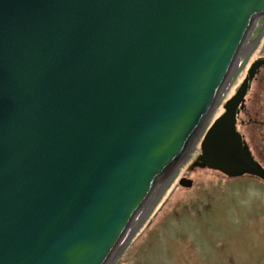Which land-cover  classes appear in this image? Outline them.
<instances>
[{"label": "water", "instance_id": "95a60500", "mask_svg": "<svg viewBox=\"0 0 264 264\" xmlns=\"http://www.w3.org/2000/svg\"><path fill=\"white\" fill-rule=\"evenodd\" d=\"M263 46L264 0H0V264H114L189 160L264 180V59L199 137Z\"/></svg>", "mask_w": 264, "mask_h": 264}, {"label": "rangeland", "instance_id": "374dc122", "mask_svg": "<svg viewBox=\"0 0 264 264\" xmlns=\"http://www.w3.org/2000/svg\"><path fill=\"white\" fill-rule=\"evenodd\" d=\"M260 59L264 46L252 54L232 93L221 97L220 111L207 127ZM263 72L264 67L248 88L239 125L245 135L250 119L257 118L262 130ZM196 162L189 160L184 172L195 175V183L178 185L114 264H264V181L251 175L230 178Z\"/></svg>", "mask_w": 264, "mask_h": 264}, {"label": "flooded vegetation", "instance_id": "af4514ba", "mask_svg": "<svg viewBox=\"0 0 264 264\" xmlns=\"http://www.w3.org/2000/svg\"><path fill=\"white\" fill-rule=\"evenodd\" d=\"M264 67V65L262 67H260L256 73H255V76L256 74H258L259 70L262 69ZM248 74V72H247ZM264 74V72H263ZM261 78H264V75H262ZM251 81H252V78L249 79V86L251 85ZM248 86V88H249ZM248 92V91H247ZM261 99H262V105H261V113H262V119H261V127H262V130L258 128L257 124H258V121H257V118L254 120V119H250V122H249V126L251 125V128L248 129V131L250 130V132L245 135H243V133L240 131L239 129V132L241 133L242 135V138H243V141H244V144L249 148L252 156L254 157V159L259 162L263 167H264V159L262 157H259V156H264V93L261 95ZM245 106V104H244ZM244 106H242L240 109H239V112H238V115H237V121H236V128L238 130V127H239V124H241L239 122V115L241 114L242 110L244 109ZM260 111V109H259ZM257 112L255 111L254 114H256ZM252 134V135H251ZM251 135V136H250ZM259 149V150H258ZM199 151H198V156H199ZM179 169L172 175L173 178L171 180V182L175 179L176 182H178L180 180L181 177H176L177 173H178Z\"/></svg>", "mask_w": 264, "mask_h": 264}, {"label": "bare ground", "instance_id": "6f19581e", "mask_svg": "<svg viewBox=\"0 0 264 264\" xmlns=\"http://www.w3.org/2000/svg\"><path fill=\"white\" fill-rule=\"evenodd\" d=\"M257 70H258V69H257ZM247 76H249V73H248ZM206 131H207V130H206ZM196 164H199V162L197 161ZM224 175H225V174H224ZM182 178H184V177H181L180 180H181ZM230 178H233V177H230ZM178 185L181 186V187H186V188H188L187 186H184V185L180 184V181H179V184H178Z\"/></svg>", "mask_w": 264, "mask_h": 264}]
</instances>
